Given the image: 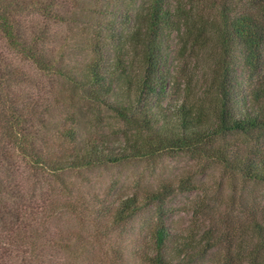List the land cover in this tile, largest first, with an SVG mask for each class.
Here are the masks:
<instances>
[{"label":"trees","instance_id":"1","mask_svg":"<svg viewBox=\"0 0 264 264\" xmlns=\"http://www.w3.org/2000/svg\"><path fill=\"white\" fill-rule=\"evenodd\" d=\"M0 42L61 87L33 96L39 81L0 48V264H264V207L244 205L238 229L176 231L170 186L76 200L66 181L183 153L264 185V0H0ZM81 103L123 123V142L83 132ZM56 186L63 204L36 207ZM68 213L89 219V237L56 236Z\"/></svg>","mask_w":264,"mask_h":264},{"label":"rangeland","instance_id":"2","mask_svg":"<svg viewBox=\"0 0 264 264\" xmlns=\"http://www.w3.org/2000/svg\"><path fill=\"white\" fill-rule=\"evenodd\" d=\"M99 6L100 8L103 7V3H99ZM74 12L76 15L79 14L77 10ZM77 17L79 20L72 29L82 31L85 24H83L81 16L78 15ZM52 27L58 33L68 35V27L55 25ZM174 41H176V36ZM2 47L4 48V44L0 42V48L9 61L39 81L41 87L39 91L31 88L33 96L47 100L51 99L53 93H58L61 90L59 84L53 83V79L38 74L32 66L26 62H21L20 59ZM80 108L82 110L76 109L80 111L78 115L83 132L87 129L96 128L97 132L95 130L93 132L105 134L113 140L123 142V133L129 132V129L115 116L111 113L99 112L100 117H98L97 111H88L89 108L84 107L82 103ZM18 170V173L21 174L18 178L21 180V177L26 175L25 166L22 165ZM66 181L70 184L71 195L69 196L76 200H83L87 196L141 195L146 190H161L170 186L174 192L168 202L167 219L176 231L188 227L192 221L197 220H201L204 227L209 224H217L222 225L223 229L226 226L238 229L237 225L242 222L244 213H246L244 205L264 207V185L245 182L239 176L225 172L220 166L210 161L192 158L183 153L164 154L153 159L74 173L67 177ZM26 185L23 184V187ZM190 186L192 188L187 189ZM47 189L48 187L45 188L43 198L35 202L36 207H43L47 200L53 201L54 199H56V205L61 206L64 197L68 196L63 195L58 186L53 193ZM109 196H107L106 202L111 201L112 197ZM92 225L89 219L84 216L68 213L61 216L59 226L53 228V231H56V236L58 234L73 238L81 236L82 239H85L91 235ZM144 227L146 225H144V217L142 216L128 227L126 234L128 236L131 232L134 235V241L137 242L145 233ZM134 247L135 244L131 243V250ZM52 256L55 257L56 261L61 258V254L55 253V251L52 252Z\"/></svg>","mask_w":264,"mask_h":264}]
</instances>
